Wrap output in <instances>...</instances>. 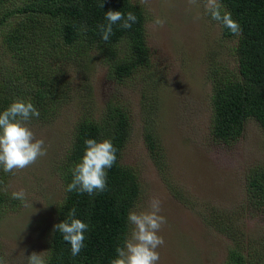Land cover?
<instances>
[{"label":"rangeland","instance_id":"rangeland-1","mask_svg":"<svg viewBox=\"0 0 264 264\" xmlns=\"http://www.w3.org/2000/svg\"><path fill=\"white\" fill-rule=\"evenodd\" d=\"M131 1L146 12L150 63L123 82L107 78V65L94 45L82 49L87 56L81 61L0 55V79L10 77L28 90L22 99L33 104L32 90L46 87L50 98L44 106L53 108L29 122L36 138L45 141L47 154L14 174L0 167V191L13 200L9 209L0 210V258L5 264H27L32 252H42L46 260L56 209L65 194L60 164L75 125L83 113L98 119L113 101L129 115L119 161L139 181L132 210L146 209L156 196L167 218L159 233L165 243L158 248V264H224L234 246L247 264H264V199H253L246 183L254 171L264 172V127L249 118L241 136L231 142L216 139L211 131L210 65L219 66V72L235 67L237 35H222L204 0L197 5L188 0ZM157 17L165 21L162 27L154 23ZM55 48L62 54L69 49ZM71 49L76 55V48ZM146 132L156 143L154 157ZM20 190L27 195V206L12 198Z\"/></svg>","mask_w":264,"mask_h":264},{"label":"trees","instance_id":"trees-1","mask_svg":"<svg viewBox=\"0 0 264 264\" xmlns=\"http://www.w3.org/2000/svg\"><path fill=\"white\" fill-rule=\"evenodd\" d=\"M0 0V55L2 53H28L41 61L46 57H66L81 61L83 48L94 45L107 65V78L123 82L138 67L150 63L145 41L146 12L131 0ZM224 10L231 13L242 29L235 46V69L219 72V66H211V131L223 142L236 141L242 134L244 122L253 118L264 127V0H220ZM14 3L12 7H7ZM6 7L4 10L1 8ZM133 12L137 21L130 29L120 23L113 25L109 41L102 40L98 25L107 23V11ZM224 37L235 36L220 23ZM68 46L62 54L55 46ZM71 48H76V55ZM85 52V51H84ZM83 54V55H82ZM85 85V84H84ZM28 90L21 89L8 77L0 79V111L14 100L24 98ZM34 105L40 116L49 113L44 106L46 87L32 90ZM32 102V101H31ZM36 118V117H34ZM129 115L119 102L108 101L103 115L98 119L83 113L73 131V139L60 164L65 194L56 209V223L67 219L68 211L75 207L76 217L88 223L85 247L73 257L71 245L53 228L47 264H111L116 248L123 246L129 233L128 213L140 192L135 172L121 164L120 151L129 135ZM111 139L117 149L116 163L108 170L107 188L93 196L87 193L66 191L72 181L71 169L80 162L85 151V140ZM147 147L154 154L156 143L149 132L144 134ZM155 154L153 155V157ZM247 188L254 199H264V172L254 171L248 177ZM12 199L0 191V210L9 209ZM208 223L211 222L207 218ZM224 264H247L238 247H229Z\"/></svg>","mask_w":264,"mask_h":264},{"label":"clouds","instance_id":"clouds-1","mask_svg":"<svg viewBox=\"0 0 264 264\" xmlns=\"http://www.w3.org/2000/svg\"><path fill=\"white\" fill-rule=\"evenodd\" d=\"M147 0H141L146 4ZM190 5H197V0H188ZM204 9L215 21L222 23L232 34L240 35V24L232 18L229 11L224 10L220 0H204ZM99 7H104V0ZM107 23L98 25L102 40L107 43L113 34V25L120 23L123 29H130L137 21L133 12L126 15L122 11L109 10L105 14ZM164 20L157 17L154 23L163 26ZM40 112L30 100L18 98L7 108L0 111V167L5 173H15L35 164L47 154L43 139H38L29 126L32 117L39 118ZM85 151L80 162L71 169L72 181L66 191L87 193L90 196L103 192L107 188L108 170L116 163L117 149L111 139L97 141L94 138L85 140ZM13 199H18L27 206V195L24 190L14 191ZM162 202L153 196L148 207L143 210H130L128 222L130 233L123 246L116 248V257L111 264H158L160 253L158 248L164 245V237L160 230L167 223L161 214ZM88 223L76 217V208H71L67 219L54 225V229L62 234L63 240L71 245L73 257L80 254L85 247V233ZM0 264L5 261L0 258ZM27 264H47L42 252H32L27 256Z\"/></svg>","mask_w":264,"mask_h":264}]
</instances>
